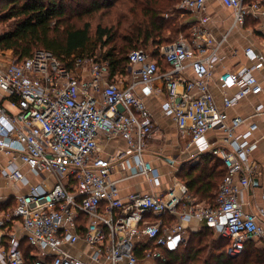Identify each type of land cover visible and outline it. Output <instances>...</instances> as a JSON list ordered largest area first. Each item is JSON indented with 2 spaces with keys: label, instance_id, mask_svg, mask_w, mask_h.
<instances>
[{
  "label": "built area",
  "instance_id": "built-area-1",
  "mask_svg": "<svg viewBox=\"0 0 264 264\" xmlns=\"http://www.w3.org/2000/svg\"><path fill=\"white\" fill-rule=\"evenodd\" d=\"M218 1L233 10L231 31L249 18L264 17V0ZM207 2L181 0L179 7L200 13ZM208 24L209 17H200L190 38L151 54L130 51L127 62L139 80L129 85L116 76L110 80L108 64L87 56H73L72 70L47 50L23 60L13 49L0 50V177L9 192L16 190L13 208L0 212V264H27V250L32 264L164 262V250L185 242V223L193 219L229 241L230 258L241 256L250 239L264 238V209L248 213L240 201L254 182L250 156L256 145L249 140L258 126L250 123L252 116L229 119L226 112L260 95L263 86L255 67L225 71L218 77L220 87L237 92L224 95L223 107L218 105L214 68L229 32L218 40ZM244 53L256 58L251 47ZM162 93L161 110L188 147L225 165L215 206L188 198L192 178L181 169L160 191L163 177L146 159L155 122L145 98ZM243 125L247 130L239 134ZM210 132L219 134L208 137ZM101 138L121 139L126 148L103 156ZM137 177L147 181L150 192L122 197L120 183Z\"/></svg>",
  "mask_w": 264,
  "mask_h": 264
},
{
  "label": "trees",
  "instance_id": "trees-1",
  "mask_svg": "<svg viewBox=\"0 0 264 264\" xmlns=\"http://www.w3.org/2000/svg\"><path fill=\"white\" fill-rule=\"evenodd\" d=\"M3 1V14L1 20L9 25L0 34V50L13 49L18 60L31 56L37 50H47L69 69L74 68L73 56L94 58L108 64V76L112 80L125 66L122 62L120 51L115 45L113 28L97 25L94 33L87 21L82 26H77L73 21L77 12L66 0H0ZM87 8L80 13L77 19L84 16H92L105 9H110L117 2L133 4L144 11L145 15L155 21L159 29L168 31L172 36L185 32L184 37L190 38L195 23L187 22L180 25L172 19H165V14H171L181 0H86ZM256 1V0H250ZM76 12V13H75ZM191 14L193 12H190ZM120 22L123 19L119 20ZM173 42H167L165 45ZM107 48V49H106ZM97 49H104L98 53ZM124 65V66H123ZM200 161L185 162L181 170H185L192 178L193 184L189 194L192 198H200L202 201L215 206L217 191L226 174L223 162L212 154L205 153L199 156ZM15 203L0 202V210L13 208ZM169 221H174L170 219ZM187 232V231H186ZM212 229L206 227L200 232L189 233L188 244L210 248L213 243L212 254H208L209 264H264V248H257L254 241H247L243 254L237 258L227 255L229 241L212 239ZM214 234V233H213ZM185 241L187 239L185 238ZM227 241V244L224 243ZM185 243L179 245L174 251L164 250L166 260L157 261L156 264H198L202 248L191 246L188 253L180 252ZM187 248V247H186ZM184 248V249H186ZM143 249L137 250V256L143 257ZM27 264H32L27 250Z\"/></svg>",
  "mask_w": 264,
  "mask_h": 264
},
{
  "label": "crops",
  "instance_id": "crops-1",
  "mask_svg": "<svg viewBox=\"0 0 264 264\" xmlns=\"http://www.w3.org/2000/svg\"><path fill=\"white\" fill-rule=\"evenodd\" d=\"M192 14V21L195 24L198 22L200 17H209L208 26L213 31L218 40H221L222 37L229 32L223 47L218 50L219 59L217 60L214 68L212 90L218 105L223 107L224 95L232 97L237 92V89L226 90L220 87L218 83V77L225 71L237 72L246 67H255L253 73L263 86V92L260 95L250 96L248 98L242 99L234 107L229 108L226 111L229 119L237 115H243L246 117L252 116V118L249 120L250 123H255L258 126V129L253 132V136L249 140L250 143L256 145L255 150L250 156V164H252L255 169L253 176L254 182L249 190H243V192L240 194V201L244 211L257 214L260 209H264V17L257 20L249 18L246 20L243 27L234 28L231 31L233 25V10L224 7L218 0H208L205 11L200 13L193 12ZM223 14L225 16H223ZM247 47H251L254 50L256 58L250 59L244 53V50ZM160 66L162 70L165 69V63L163 61H160ZM188 74L191 75V71H188ZM124 76L127 79V82L125 83L123 80ZM116 79L125 85H129L139 80L138 75L128 64L127 57L126 65L116 76ZM137 92L141 94L140 89H138ZM163 98L164 93L153 94L145 98L146 105L154 119L155 127L158 128L157 133L153 134V139L151 140L149 146L150 152H148L146 155V159L152 162L154 167L158 169L163 177L164 186L160 189V191L166 190V188L169 186L174 170H180L181 165L185 161L191 160L188 158L191 153L195 154L194 157L197 155H203L199 154L197 147H188L187 140L179 135L172 118L162 112L161 104ZM259 106L262 107V110L256 113V108ZM247 126L248 125L241 126L238 129V133H244L247 130ZM218 134V132H210L208 137ZM163 139H166V144L160 146V149L163 150V155L158 157V153L155 154L152 150H157L159 147L158 142L163 141ZM177 141H179V145H173V142ZM186 143L188 147L187 151L180 150V148L182 149V145H185ZM125 148L126 144L121 139L107 140L106 138H101L99 141V151L103 156H109L116 153L117 150ZM1 162L6 164L7 159L2 158ZM18 163L20 164L19 161ZM23 169L25 172H27L25 167ZM118 177V173L113 175V178L115 179ZM5 185L6 182L0 177V202L12 201L15 203L16 190L9 192ZM119 188L120 195L122 197H125L129 193L133 192H150V187L143 177H137L121 182ZM25 190V188L22 189L23 192ZM194 200L196 201L195 198ZM200 204L206 205L204 203ZM185 207L186 205L182 204L179 210L183 211ZM3 211L5 210H0V212ZM185 226L187 228L185 236L190 232H200L207 227L203 222H199L194 219L189 223H185ZM213 233L218 238H222L218 233H215L214 231ZM250 240L254 241L257 248H264V238H253ZM79 245L81 247H85L83 243H79ZM148 264L156 263L154 261Z\"/></svg>",
  "mask_w": 264,
  "mask_h": 264
},
{
  "label": "rangeland",
  "instance_id": "rangeland-1",
  "mask_svg": "<svg viewBox=\"0 0 264 264\" xmlns=\"http://www.w3.org/2000/svg\"><path fill=\"white\" fill-rule=\"evenodd\" d=\"M67 5H70L72 9H74L77 12V16L74 18V22L77 26H82L83 23L86 21L90 23L92 32L94 33L95 28L97 25L102 24L104 27L110 26L113 28V36L115 37V42L112 44L115 45L121 53L122 57V62L125 63L126 65V57L127 54L130 51L133 50H144L151 54L154 52L156 49H159L165 43L167 42H176L181 39V37H184L185 32L182 34H179L177 36H172L168 31H164L159 29L158 25L150 19L148 16L145 15L144 11L139 9L138 7H135L133 4L127 3V2H117L111 6L110 9H105L103 11H100L98 13H94L92 16H84L82 20L77 19L80 17V13L84 12L86 10L87 6V1L86 0H66ZM2 3L3 1H0V34L2 31L9 25L8 22H3L1 20L2 14H3V9H2ZM175 11L171 14H165L164 17L165 19H172L171 21H175L177 23H181L180 25H185L187 22L192 21L193 19V14H191L188 11H185L179 7V4L175 7ZM76 13V12H75ZM223 16H225L223 14ZM123 19L122 22L119 20ZM107 49V48H106ZM104 49L100 50L97 49L98 53L103 52ZM123 65V66H124ZM124 83L127 82V79L125 76L123 77ZM157 129L155 127L154 133H157ZM166 144V139H163V141L158 142V149L157 150H152L155 154L157 153H162L163 155V150L160 149V146H163ZM187 143L185 145H182V149L180 150L187 151ZM195 154L191 153L188 158L191 160H187L185 162H198L201 159L199 158V155L194 157ZM193 157V158H191ZM184 162V163H185ZM185 170H182L184 172ZM186 172V171H185ZM219 191H217L216 194H218ZM192 194L188 193V198L189 199H194L192 198ZM196 203H204L208 205L206 201H202L200 198H195ZM167 222H171L168 221ZM189 234L185 236L187 239L186 243L189 240ZM212 239H218L221 240V238H218L215 234L212 233L211 235ZM224 242V241H223ZM224 243L227 244V241ZM187 246H184L180 252H186L188 253L189 248L191 246H194L196 248H202V252L200 253V262L198 264H209L207 261L208 254L213 253L212 248H213V243L211 244L210 248L204 249V246H197V244L190 245V244H185ZM187 247V248H186ZM186 248V249H184ZM211 260V259H210Z\"/></svg>",
  "mask_w": 264,
  "mask_h": 264
}]
</instances>
